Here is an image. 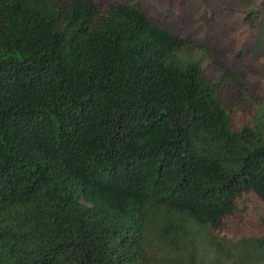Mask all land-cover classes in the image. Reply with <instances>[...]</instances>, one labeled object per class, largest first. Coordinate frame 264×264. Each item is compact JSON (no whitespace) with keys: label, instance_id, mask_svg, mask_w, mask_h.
Returning a JSON list of instances; mask_svg holds the SVG:
<instances>
[{"label":"trees","instance_id":"1","mask_svg":"<svg viewBox=\"0 0 264 264\" xmlns=\"http://www.w3.org/2000/svg\"><path fill=\"white\" fill-rule=\"evenodd\" d=\"M189 47L139 1L0 0V264H264V104Z\"/></svg>","mask_w":264,"mask_h":264},{"label":"rangeland","instance_id":"2","mask_svg":"<svg viewBox=\"0 0 264 264\" xmlns=\"http://www.w3.org/2000/svg\"><path fill=\"white\" fill-rule=\"evenodd\" d=\"M138 1L156 24L191 41V47L175 52L180 62L215 68V60H209L207 54L209 49L213 58L236 70L248 84L243 94L247 112L251 113L252 98L264 104V0H127ZM249 11L254 28L245 19ZM240 104L236 108L231 105L235 125ZM248 203V196L239 203L244 212Z\"/></svg>","mask_w":264,"mask_h":264}]
</instances>
